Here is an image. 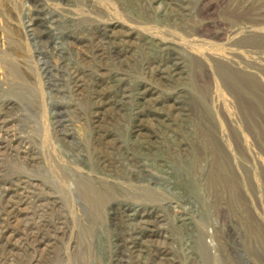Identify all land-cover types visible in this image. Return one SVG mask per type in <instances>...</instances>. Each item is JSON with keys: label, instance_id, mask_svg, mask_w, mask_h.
<instances>
[{"label": "rangeland", "instance_id": "rangeland-1", "mask_svg": "<svg viewBox=\"0 0 264 264\" xmlns=\"http://www.w3.org/2000/svg\"><path fill=\"white\" fill-rule=\"evenodd\" d=\"M41 9L70 35L59 52L30 30ZM164 32L231 55L250 89L219 97L217 58L197 68L178 45L171 76ZM84 181L112 199L91 204ZM0 264H264V0H0Z\"/></svg>", "mask_w": 264, "mask_h": 264}, {"label": "bare ground", "instance_id": "bare-ground-1", "mask_svg": "<svg viewBox=\"0 0 264 264\" xmlns=\"http://www.w3.org/2000/svg\"><path fill=\"white\" fill-rule=\"evenodd\" d=\"M94 1V0H93ZM59 2V1H58ZM66 2V1H65ZM64 2V3H65ZM100 2V1H99ZM45 4H47V3H45ZM36 5V4H35ZM203 5V4H202ZM241 5V4H240ZM53 6V5H52ZM238 7V6H237ZM116 8V7H115ZM178 8V7H177ZM57 9V8H56ZM112 10V9H111ZM67 11V10H66ZM93 11V10H92ZM202 11V10H201ZM208 11V10H207ZM70 12V11H69ZM96 12V11H95ZM115 12V11H114ZM79 14V13H78ZM96 14V13H95ZM102 14V13H101ZM116 14V13H115ZM239 15V14H238ZM237 15V16H238ZM100 16V15H99ZM237 16H236V18H237ZM243 16V15H242ZM62 16H60V18H61ZM66 17V16H65ZM79 17V16H78ZM239 17V16H238ZM60 18L58 17V15L54 12V11H50V12H44V10L43 9H41L40 10V14L38 15V17L35 19V21H34V23L32 24V25H30V30H37L38 32L37 33H39V36L37 37V39L41 42V43H43V44H47V46L51 49V50H53V51H60L59 49H60V46H59V40L62 38V37H66V38H70V35H69V33L67 32V31H59L58 30V27L60 26V24H61V20H60ZM82 18H84V17H82ZM90 18H92V17H90ZM235 18V17H234ZM243 18V17H242ZM239 19V18H238ZM241 19V18H240ZM80 20V19H79ZM31 21V20H30ZM72 21V20H71ZM90 21V20H89ZM94 21H95V19H94ZM93 21V22H94ZM98 21V20H97ZM76 23V22H75ZM76 25V24H75ZM210 25V24H209ZM107 26V25H106ZM107 28V27H106ZM128 28V27H127ZM209 28V27H208ZM180 29V28H179ZM189 29V28H188ZM151 30V29H150ZM93 31V30H92ZM95 31V30H94ZM97 31L99 32V35L102 37L103 35H105L104 33H105V30L101 27V25L100 26H97ZM181 31V30H180ZM186 31V30H185ZM191 31H192V29H191ZM190 31V32H191ZM200 31V30H199ZM250 31V30H249ZM36 32V31H35ZM129 32V31H128ZM144 32H146V31H144ZM250 32H252V31H250ZM36 33V34H37ZM148 33H149V31H148ZM147 33V34H148ZM236 33V32H235ZM150 34V33H149ZM246 34V33H245ZM244 34V35H245ZM32 35V34H31ZM152 35H154V34H152ZM164 37H166V35H171V37L174 39L173 41H168V40H166V41H164L165 43H164V50L165 51H167V53L169 54V58H170V61L168 62V63H171V64H169V66L167 67V70H168V72H169V74L171 75V76H174V77H176V78H178L179 80H182V78L184 77L183 75H182V70H184L183 68H184V66H183V64L179 61V59H178V55L176 54V47H174V46H184V47H186L188 50H189V52H190V54H191V63H193L192 65H196V67L197 68H201V67H203L204 66V64H205V58H209V59H214L213 57H216L217 58V60H216V63H215V67H214V71H215V74H216V76L218 77V87H219V97H221V98H224V99H226V100H229V99H227V98H229L228 97V95H229V93L231 92V90H232V87L234 88V87H238V88H241V89H250V87L247 85H245L244 83H246V82H244L243 83V81L242 80H240V78H237L235 75H234V72L232 71V69L234 70V68H231L225 61H224V59L223 58H230V57H228L227 55H229V54H227V53H224V52H222V50L221 49H218V48H215V47H210V46H205V45H201V44H199V43H197V41H194V40H190V39H181V38H179V36L178 35H176V34H173L172 32H170V33H168V32H164L163 34H162ZM181 35V34H180ZM195 35V34H194ZM205 35V34H204ZM249 35V34H248ZM99 36V37H100ZM32 37V36H31ZM75 37V36H74ZM159 37V36H158ZM109 38V37H108ZM167 38V37H166ZM187 38V37H186ZM192 38V37H191ZM221 38V37H220ZM240 38V37H239ZM252 38V37H251ZM256 38V37H255ZM31 39V38H30ZM78 39V38H77ZM164 39V38H163ZM223 39V38H222ZM247 39V38H246ZM70 40V39H69ZM82 40V39H81ZM165 40V39H164ZM233 40V39H232ZM257 40V39H256ZM62 41V40H61ZM235 41H236V39H235ZM244 41V40H243ZM250 41V40H249ZM200 42V41H199ZM240 42V41H239ZM35 43V42H34ZM33 43V44H34ZM119 43V42H118ZM245 43V42H244ZM252 43H253V41H252ZM100 44V43H99ZM232 44V43H231ZM250 44V43H249ZM107 45V44H106ZM248 45V44H247ZM44 46H46V45H44ZM43 46V47H44ZM253 46V45H252ZM258 46V45H257ZM43 47H41V48H43ZM217 47V46H216ZM255 47V46H254ZM259 47V46H258ZM243 48V47H242ZM105 49V48H104ZM223 49V48H222ZM256 49V48H255ZM42 51V54H45L46 56H48V53H46L47 51H45V49H43V50H41ZM185 51V50H184ZM250 51V50H249ZM117 52V51H116ZM183 53H185V52H183ZM252 53V52H251ZM250 53V54H251ZM255 53H257V52H255ZM53 54V53H52ZM187 54V53H186ZM227 54V55H226ZM236 54V53H235ZM185 55V54H184ZM45 56V57H46ZM58 56V55H57ZM229 56H231V55H229ZM233 56H234V54H233ZM240 56V55H239ZM257 56V55H256ZM44 57V58H45ZM243 57V56H242ZM39 58V57H38ZM249 58V57H248ZM252 58H254V57H252ZM231 59V58H230ZM47 60V59H46ZM91 60V59H90ZM110 60V59H109ZM235 61V60H234ZM240 61V60H239ZM242 61V60H241ZM245 62H246V60H244ZM45 62V61H44ZM188 62V61H187ZM249 62V61H248ZM250 63V62H249ZM45 64V63H44ZM49 64V63H48ZM243 64V63H242ZM241 64V65H242ZM125 65V64H124ZM232 66V65H231ZM50 67H52V66H50ZM115 67V66H114ZM164 67V66H163ZM240 67V66H239ZM126 68V67H125ZM204 68V67H203ZM254 68V67H253ZM52 69V68H51ZM51 69L49 68L48 69V67H45V71H47V75L49 74V72L51 71ZM188 69V68H187ZM237 69V68H236ZM241 70L243 69V68H240ZM43 70V69H42ZM240 70V71H241ZM244 70V69H243ZM52 72V71H51ZM54 73V72H53ZM46 74H44V75H46ZM117 74V73H116ZM240 74V73H239ZM244 74V73H243ZM43 75V76H44ZM111 75H113L112 73H111ZM253 75V74H252ZM207 76V75H206ZM242 76V75H241ZM60 77H63L62 76V73H60V76H59V80H61L60 79ZM65 77H66V75H65ZM248 78V77H247ZM82 79V78H81ZM165 79V78H164ZM242 79V78H241ZM253 79V78H252ZM46 80V79H45ZM197 80V79H196ZM203 80V79H202ZM210 80V79H209ZM246 80V79H245ZM248 80V82H249V79H247ZM49 81L52 83L53 82V79H51V77H49ZM55 81V80H54ZM213 81V80H212ZM251 81V80H250ZM257 81V80H256ZM255 81V82H256ZM68 82V81H67ZM126 82V81H125ZM187 82V81H186ZM252 82L253 83H255L253 80H252ZM119 83V82H118ZM128 83V82H127ZM252 83V84H253ZM256 83H258V81L256 82ZM255 83V84H256ZM102 84V83H101ZM204 84V83H203ZM213 84H215V83H213ZM62 85V84H61ZM105 85V84H104ZM127 85V84H126ZM144 85V84H143ZM53 86H57V83H56V81L55 82H53ZM102 86V85H101ZM128 87V86H127ZM253 87V86H252ZM259 87V86H258ZM52 88V87H51ZM213 88H214V85H213ZM212 88V89H213ZM50 89V88H49ZM123 89V88H122ZM209 89V88H208ZM51 90V89H50ZM214 90V89H213ZM254 90V89H253ZM141 91V90H140ZM238 91V90H237ZM250 91V90H249ZM251 91H252V89H251ZM130 92V91H129ZM254 92V91H253ZM190 93V92H189ZM240 93V92H239ZM56 94V93H55ZM215 94V93H214ZM64 95V94H63ZM124 95V94H123ZM192 95V94H191ZM191 95H189V96H191ZM217 95V94H216ZM235 95H237V94H235ZM241 95V94H240ZM27 96V95H26ZM100 96V95H99ZM103 96V95H102ZM111 96V95H110ZM193 96V95H192ZM218 96V95H217ZM256 96H257V94H256ZM211 97V96H210ZM238 97V96H237ZM240 97V96H239ZM238 97V98H239ZM244 97V96H243ZM218 98V97H217ZM230 98H231V96H230ZM237 98V99H238ZM242 98V97H241ZM34 99V98H33ZM173 99V98H172ZM196 99V98H195ZM248 99V98H247ZM102 100V99H101ZM239 100V99H238ZM245 100H246V98H245ZM244 100V101H245ZM259 100V99H258ZM188 101V100H187ZM192 102V101H191ZM190 102V103H191ZM196 102V101H195ZM231 101H229V103H230ZM180 103V102H179ZM197 103V102H196ZM201 103V102H200ZM215 103H216V101H215ZM228 103V102H227ZM238 103V102H237ZM247 103H249L248 101H247ZM96 104V103H95ZM175 104V103H174ZM178 104V103H177ZM234 104V103H233ZM240 104V103H239ZM55 105V104H54ZM222 105V104H221ZM232 105V104H231ZM246 105V104H245ZM244 105V106H245ZM105 106V105H104ZM110 106V105H109ZM181 106V105H180ZM234 106V105H233ZM237 106V105H236ZM247 106V105H246ZM198 107H199V105H198ZM222 107V106H221ZM231 107V106H230ZM104 108V107H103ZM242 108V107H241ZM251 108V107H250ZM203 109V108H202ZM230 109V108H229ZM65 110V109H64ZM63 110V111H64ZM244 110V109H243ZM243 110H242V112H243ZM255 110V109H254ZM11 111V110H10ZM9 111V112H10ZM52 111V110H51ZM96 111V110H95ZM195 111V110H194ZM248 111V110H247ZM252 111V110H251ZM250 111V112H251ZM8 112V113H9ZM57 112V111H56ZM97 112V111H96ZM183 112V111H182ZM185 112V111H184ZM197 112V111H196ZM231 112H232V110H231ZM250 112H249V114H250ZM205 113V112H204ZM97 114V113H96ZM206 114V113H205ZM233 114V113H232ZM248 114V115H249ZM58 115H60V114H58ZM203 115V114H202ZM222 115H223V113H222ZM62 116V115H61ZM61 116H58L57 117V120H56V122L58 123V125L57 124H55V126L57 125L58 126V130H59V135H60V138H61V140H63V143H65V144H68L69 146H71V145H73L74 144V137H73V135H72V133H71V130H70V128H69V125L67 124V122L61 117ZM100 116V115H99ZM225 116H227V115H225ZM242 116V115H241ZM237 117V116H236ZM250 117H252L251 115H250ZM226 118V117H225ZM211 119V118H210ZM227 119V118H226ZM4 120H5V117H4ZM95 120V119H94ZM99 120V119H98ZM243 120H244V118H243ZM226 121V120H225ZM55 122V121H54ZM55 122V123H56ZM227 122V121H226ZM232 122V121H231ZM228 123V122H227ZM70 124V123H69ZM75 124V123H74ZM205 124V123H204ZM212 124V123H211ZM228 125H229V123H228ZM205 126V125H204ZM247 126V125H246ZM248 126H249V124H248ZM72 127H74V126H72ZM214 128H215V126H214ZM223 128V127H222ZM230 128V127H229ZM234 128V127H233ZM249 128H251V127H249ZM217 129V128H216ZM215 129V130H216ZM231 130H233V129H231ZM236 130V129H235ZM51 131V130H50ZM218 131V130H217ZM230 131V130H229ZM228 131V132H229ZM234 131V130H233ZM53 132H54V129H53ZM52 132V133H53ZM224 132V131H223ZM250 132H251V130H250ZM253 132V131H252ZM51 134V133H50ZM55 134V133H54ZM231 134H232V132H231ZM234 134V133H233ZM232 134V135H233ZM240 134V133H239ZM253 134V133H252ZM255 134V133H254ZM52 135V134H51ZM235 136V135H234ZM55 137V136H54ZM98 137V136H97ZM233 137V136H232ZM250 137V136H249ZM56 138V137H55ZM227 138V137H226ZM253 138V137H252ZM52 139V138H51ZM108 139V138H107ZM228 139V138H227ZM235 139V138H234ZM249 139V138H248ZM241 140V139H240ZM253 140H254V138H253ZM84 141V140H83ZM85 141H87V140H85ZM234 141V140H233ZM193 142V141H192ZM219 142V141H218ZM243 143H244V141H243ZM255 143H256V141H255ZM213 144V143H212ZM239 144V143H238ZM237 144V145H238ZM241 144V143H240ZM253 144V143H252ZM257 144V143H256ZM93 145V144H92ZM219 145V144H218ZM222 145V144H221ZM60 146V145H59ZM224 146V145H223ZM239 146V145H238ZM251 146V145H250ZM254 146V145H253ZM73 147V146H72ZM221 147V146H220ZM220 147H218V148H220ZM238 148V147H237ZM255 148H256V146H255ZM258 148V147H257ZM44 149V148H43ZM216 149V148H215ZM222 149V148H221ZM224 149V148H223ZM222 149V150H223ZM54 150V149H53ZM240 150V149H239ZM244 150V149H243ZM259 150V149H258ZM111 151V150H110ZM123 151V150H122ZM199 151H201V150H199ZM216 151V150H215ZM226 151V150H225ZM106 152V151H105ZM198 152V151H197ZM229 152V151H228ZM227 152V153H228ZM247 152V151H246ZM224 153V152H223ZM244 153V152H243ZM58 154V153H57ZM76 154V153H75ZM222 154V153H221ZM255 154V153H254ZM98 155V154H97ZM228 155V154H227ZM226 155V156H227ZM25 156V155H24ZM198 156V155H197ZM247 156V155H246ZM255 156V155H254ZM54 157V156H53ZM52 157V158H53ZM129 157V156H128ZM241 157H242V155H241ZM245 157V156H244ZM26 158H27V156H26ZM216 158V157H215ZM231 158V157H230ZM229 158V159H230ZM127 159V158H126ZM221 159V158H220ZM248 159V158H247ZM252 159V158H251ZM44 160V159H43ZM213 160V159H212ZM222 160H223V158H222ZM231 160V159H230ZM109 161V160H108ZM232 161V160H231ZM44 162V161H43ZM73 162V161H72ZM95 162V161H94ZM215 162V161H214ZM218 162V161H217ZM216 162V163H217ZM233 162V161H232ZM38 163V162H37ZM125 163V162H124ZM132 163V162H131ZM227 163V162H226ZM34 164H36V163H34ZM118 164V163H117ZM219 165H218V167L217 168H215V169H213V171L211 172V174H210V176H209V180H208V182H209V185L210 186H215V187H218V188H224L225 187V185H226V176H225V171H224V167H223V165L221 164V163H218ZM48 165V164H47ZM59 165V164H58ZM212 165V164H211ZM231 165H233V163L231 164ZM245 165V164H244ZM246 165H247V163H246ZM62 166V165H61ZM109 166V165H108ZM112 166V165H111ZM68 167V166H67ZM66 167V168H67ZM129 167V166H128ZM229 167V166H228ZM227 167V168H228ZM250 167V166H249ZM256 167V166H255ZM70 168V167H69ZM214 168V167H213ZM226 168V169H227ZM63 169H64V166H63ZM68 169V168H67ZM71 169V168H70ZM87 169V168H86ZM96 169V168H95ZM229 169V168H228ZM251 170V169H250ZM79 171V170H78ZM258 171V170H257ZM57 173V172H56ZM59 173H61V172H59ZM99 173V172H98ZM131 173V172H130ZM156 173V172H155ZM207 173V172H206ZM66 175H67V173H66ZM82 175V174H81ZM253 175V174H252ZM68 176V175H67ZM208 176V175H207ZM136 177V176H135ZM72 178V177H71ZM70 178V179H71ZM117 178V177H116ZM134 178V177H133ZM137 178V177H136ZM256 178V177H255ZM77 179H78V177H77ZM76 179V180H77ZM3 180V179H2ZM90 180H91V178H90ZM141 180V179H140ZM226 180V181H225ZM105 181V180H104ZM137 182H138V180H137ZM150 182H152V181H150ZM139 183V182H138ZM47 184H49V183H47ZM79 184V183H78ZM83 184H84V190H85V195H86V197L88 198V200H89V202L91 203V204H93V205H95V206H101V205H104V204H106L107 202H109L111 199H112V195H113V192H112V188L109 186V185H107V184H103V186L102 187H95L94 186V184L92 183V182H83ZM111 184H112V182H111ZM144 184V183H143ZM6 185V184H5ZM51 185V184H50ZM115 185V184H114ZM9 187V186H8ZM118 187H120V186H117V188ZM57 188V187H56ZM73 188V187H72ZM205 188H207V187H205ZM120 189H121V187H120ZM123 189V188H122ZM129 188H126V190H128ZM77 190V189H76ZM114 190H115V188H114ZM9 191V190H8ZM216 191V190H215ZM125 193H128V192H126L125 191ZM11 194V193H10ZM57 194V193H56ZM118 194V193H117ZM218 194V193H217ZM123 195V194H122ZM132 196V195H131ZM216 196V195H215ZM10 198V197H9ZM134 198H135V196H134ZM11 199V198H10ZM63 199V198H62ZM147 199V198H146ZM148 199H149V197H148ZM151 199V198H150ZM159 200V199H158ZM219 200V199H218ZM224 200V199H223ZM78 203V202H77ZM117 203V202H116ZM66 204H67V202H66ZM111 204V203H110ZM119 204V203H118ZM11 205V204H10ZM78 205V204H77ZM124 214L126 215V217L127 218H129L130 220H132V221H137V223H140V224H144V225H147V224H150L151 223V220H148V216L146 215V213H143V212H140V211H136L135 213L131 210V208L130 207H128L129 205H128V203H124ZM58 208V207H57ZM105 208V207H104ZM117 211V210H116ZM115 214V213H114ZM55 216V215H54ZM58 216V215H57ZM48 219V218H47ZM88 219V218H87ZM105 220V219H104ZM113 220V219H112ZM111 221V220H110ZM113 222V221H112ZM79 223V222H78ZM135 223V222H134ZM111 224V223H110ZM116 224V223H115ZM99 225V224H98ZM124 225V224H123ZM48 226V225H47ZM59 226V225H58ZM114 226V225H113ZM78 227H79V225H78ZM110 227V226H109ZM141 227H142V225H141ZM31 228V227H30ZM115 228V227H114ZM61 229V228H60ZM5 230V229H4ZM83 230V229H82ZM66 231V230H65ZM71 231V230H70ZM33 232V231H32ZM42 232V231H41ZM98 232V231H97ZM69 233V232H68ZM99 233V232H98ZM149 233V232H148ZM163 233V232H162ZM36 234V233H35ZM55 234V233H54ZM41 235V234H40ZM100 235V234H99ZM158 236V235H157ZM91 237V236H90ZM161 238H162V236H160ZM31 238V237H30ZM33 238V237H32ZM115 240H117V239H115ZM158 241H159V239H157ZM156 240V241H157ZM166 240V239H165ZM157 241V242H158ZM4 242V241H3ZM156 242V243H157ZM161 243H163V242H161ZM165 243V242H164ZM84 246V245H83ZM129 246V245H128ZM143 246V245H142ZM37 247V246H36ZM80 249V248H79ZM96 250V249H95ZM137 252V251H136ZM71 254V253H70ZM78 254V253H77ZM84 254V253H83ZM78 256V255H77ZM120 256H122V255H120ZM90 257V256H89ZM116 257H118V255L116 256ZM157 257V256H156ZM125 260V259H124ZM157 260V259H156ZM119 260H117V262H118Z\"/></svg>", "mask_w": 264, "mask_h": 264}]
</instances>
